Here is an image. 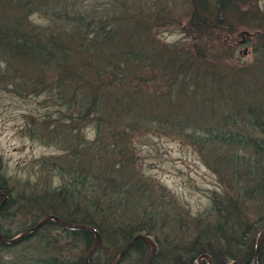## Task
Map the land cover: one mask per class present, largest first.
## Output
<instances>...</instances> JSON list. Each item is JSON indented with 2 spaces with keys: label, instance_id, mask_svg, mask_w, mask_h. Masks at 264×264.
<instances>
[{
  "label": "rangeland",
  "instance_id": "1",
  "mask_svg": "<svg viewBox=\"0 0 264 264\" xmlns=\"http://www.w3.org/2000/svg\"><path fill=\"white\" fill-rule=\"evenodd\" d=\"M193 6L188 0H0L2 27L13 28L23 37L38 40L41 44L57 43L58 48H63L67 59L63 61L56 57L55 61L44 60L39 64L21 65L9 60L10 55L0 50V189L4 190L5 187L7 195L3 194L16 201L15 207L9 208L7 213H18L13 218L7 215L2 219L0 227L4 233L14 238L29 229L19 231L32 216L36 217V207L26 204V197L41 196L49 189L68 184L75 177H90V172L120 184L124 192L121 194H125V190L129 191L128 202H137L140 210V204L143 200L146 202V199L154 205L150 209L161 207L166 218L173 217L174 214L189 218L204 214L209 209L210 197L222 191L221 176L218 174L220 171L214 161L217 154L213 153L215 148L211 150L212 144L194 140L192 136L200 135L209 139L205 131H216L217 127L210 119L191 120L180 117L187 108L189 113L195 106H202V111L206 108L203 107L205 104L202 92L201 95L195 94L194 98H191L193 95L188 97V93L179 89L181 87L177 83L184 82L185 78L191 79L186 77V73H189L186 67L188 61V68L193 69L191 72L195 74L200 66L207 70L203 69L205 75L199 71L198 73L206 76L205 85L201 82L200 86H207L209 92L212 91V81L219 85V72L216 69L220 70L222 77L231 78L233 72H237L236 68L241 67L243 70L239 72L240 78L246 74V70L250 75L253 72L255 78L261 80V74L264 73V38L259 36L264 34V0H238L237 7L241 13H248L255 19L250 20V23H257V26L262 27L260 30L246 27L243 32L228 37L227 41L221 39L223 35L219 36V30L191 23L189 17ZM101 26H108L109 31L113 29V32L126 30L123 38H126L128 46H132L137 52L145 50L148 56L165 63L164 66L158 65L156 61L147 66H136L134 62L127 60L123 63L140 75H136L139 78L126 79L124 84L120 82V85L123 84L120 89L124 88V92L128 93L123 98H133L140 105V100L144 97V94L141 97L138 95L141 90L152 104H146L143 112L137 111L132 116L139 123L128 132L124 124L127 119L125 121L121 112L117 117L120 125L112 124L116 118L115 112L111 114V111L102 109V112L95 113L97 106L79 107L82 115L79 118L76 114L79 106L76 100L78 103L81 92L78 93L79 98L75 96L72 102V98L69 99L70 96L65 92V78L62 76L60 83L59 79L57 81V69L62 65L88 71L93 75L98 73L97 79L103 81L102 85L107 80V86L111 88L113 77L108 78L106 75L115 65L112 61L116 56L111 52L119 49L127 51V48L121 45H118L119 48L114 47L123 38L112 37L108 40L110 43L98 41L96 36L99 35ZM92 40L95 43L88 49L84 44ZM104 50L111 54L103 58L101 51ZM170 65L173 68L171 70ZM132 70H129L130 75H133ZM114 75L118 76L116 72ZM180 76L183 77L182 81H179ZM239 77H235V83L221 81L224 98L215 101V105L216 108H224L220 110H223L225 117L230 112L228 109L237 111H232V115L227 116L230 117L226 124L230 125L229 128L247 136H258L256 130L246 128L239 116L234 114L243 111V108L242 111L239 108L242 103L256 100L255 95L257 99H262L264 94H255L251 82H242ZM245 77L249 75H244ZM167 81H171L170 86L165 84ZM113 92L102 88L106 97ZM228 93L231 94L227 99ZM150 94L157 106H162L161 109L155 108L156 104L151 100ZM209 95H206L207 99ZM86 96V102L92 99L90 94ZM172 96L183 99L180 101L181 106L172 105ZM164 100L168 103H164ZM168 113L171 118H167ZM151 114L158 115L148 121ZM159 115L167 120L159 118ZM213 144L221 147V153L226 152V146L215 140ZM238 150L239 154H245L242 148L238 147ZM92 182H88L87 186ZM93 184L103 186L105 182L97 179ZM76 189L83 196L86 195V186L79 185ZM3 201L4 199L0 205ZM120 210L119 215L124 210L123 206ZM130 213L135 214L136 209L131 208ZM263 231L264 229L259 232L255 241L257 247L260 236L262 237L259 249L264 242ZM152 233L155 235V232ZM160 233L156 234L157 237L163 238L164 231ZM140 234L145 235L144 232ZM58 235V230L42 229L31 241L24 242L21 238L19 242L23 243L17 246L0 239L2 243L11 245H0V264H36V260L45 253L61 258H85L95 242L94 235L93 244L86 252L82 245L68 244L69 241L64 239L57 246L40 247V239ZM148 237L154 243L156 256V237ZM100 245L101 237L96 257L103 263L111 252H105ZM150 252L151 247L149 254ZM205 255L210 258L208 254ZM203 263L208 264L204 257L197 264Z\"/></svg>",
  "mask_w": 264,
  "mask_h": 264
},
{
  "label": "trees",
  "instance_id": "2",
  "mask_svg": "<svg viewBox=\"0 0 264 264\" xmlns=\"http://www.w3.org/2000/svg\"><path fill=\"white\" fill-rule=\"evenodd\" d=\"M188 1L194 4L193 11L189 17L191 23H200L208 25L211 29L219 30L221 33L219 36L223 35L221 39H224V41H227L228 37L231 35L234 36L237 32L246 29V27L255 30H260L262 27L261 25L257 26V23H250V20H255L251 15L246 12H243V14L241 13L237 7L238 0ZM109 29L110 27L108 26H105V28L102 26L100 27L99 35L96 36L98 37V41L110 43L108 40L112 37L122 39L126 33V30L122 32H113V29L111 31H109ZM259 38H264V34H261ZM125 39L126 38H123L121 42L118 40L120 43H116L115 46L113 45L114 47L121 45L123 48H127V51H121L122 49H119L118 51L120 52H111L115 53L116 56L115 60L112 61L113 64H115L113 67L114 69L106 73L108 78L109 76L113 77L112 82L114 83L111 84V88L107 86V80L105 81L106 84L104 86L102 85L103 81L97 79L98 73L93 75L86 71L90 74L89 75L85 71L71 69L69 66L64 67L62 65H60L61 68L57 69V81L59 79L58 82L60 83V78L62 76L65 78V81L63 79V82L66 84L65 92L70 96L69 99L72 98V102H74L75 96H79L78 93L81 92L82 96H79L80 100L78 103L76 100V104L79 105L76 114H78L79 118H82L80 113V108H82V106L90 105L92 108L97 106V111L95 110V113L100 112L102 109V111H111V114L115 112L116 118L113 120L112 124L120 125L119 118L117 119V117L119 112H121L124 115L125 121L127 119V122L124 124L128 132L129 129L133 130L136 127V123H139V121H137L136 118H132V116L135 115L137 111L143 112L146 104H148V106L152 104L147 100V95L141 92V90L138 95L141 97L140 95L144 94V97L140 100V105L134 102L133 98H123L128 93L124 92V88L120 89V86L124 84L126 79L140 77L134 70L127 68V65L124 66L123 63L126 60L134 62L136 66L151 65L153 63L152 61H156L158 65H163L165 63L152 56H148L145 50H143V52L135 51L132 46H128ZM93 43L95 42L92 40L84 45L90 49ZM83 49L85 50L84 47ZM0 50L10 55L9 60H13L21 65H23L22 63L26 65L28 63L29 65L32 63L39 64L44 62V60L55 61L56 57L67 60L63 48H58L57 43L41 44L38 40L29 37L26 38L25 36L23 37L20 33L13 30V28L8 29L2 27L1 23ZM101 52L103 58L111 54L108 50L107 52L106 50ZM189 63L190 61L186 63L189 72L186 73V77H190L191 79L185 78L184 82H178L177 85H180L181 88L179 89L188 93V97L193 95L191 98H194L195 94L201 95L200 92H202L205 104L203 107L206 109L202 111V106L201 108L200 106H195L194 110L189 113V108H187V110L182 111L180 117L191 120H201V118L210 119L217 127L216 131H205L210 138L205 139L203 136L199 135L198 137L196 135L197 137H195L193 135L192 139L201 141L202 143H208V145L212 144L211 150L215 148L213 153L221 156L220 158L215 155L214 161L220 171L218 174L221 176L220 187L222 191L220 194H215L210 197V207L204 214L201 213L189 218L187 216L183 218L181 215L174 214L173 217L166 218L165 212L161 207L150 209L154 205H152L149 199H146V202H144V200L142 201L140 204L142 209L140 210L137 202L134 204L128 202L130 199L128 197L130 194L129 191L125 190V194H121L124 192H122L123 188L122 186L120 187V184L114 180L108 181L106 177L101 178L95 175L94 172H90L92 180H90L89 176L82 175L75 177L72 181L68 182V184L60 188L47 190L41 196L26 197V204H31L34 208L36 207V217L32 216L29 221L25 223V227H21L19 231L22 232L25 228L35 226L37 220L44 215H54L68 222L89 226L99 233L101 237L100 248H104L105 252H111L107 259L103 263H100L96 257L98 253L96 251L89 257L90 264H112L117 253L134 236L142 232H144L146 236H155V243L158 246L156 256H154L148 264H197V260L203 254H208L213 264H253L255 256V264H264V242L257 254L255 242L259 232L264 229V98L257 99L255 95L256 100L242 103L243 105L239 108H241V111L243 108V111L234 114L239 116V119L246 128L256 130L255 132H257L258 136H247L240 133L238 130L231 129L229 128L230 125H226L230 120V117L228 118L227 116L232 115L230 112L237 111L232 108L228 109V112H230L225 117L223 110H220L224 108H216L215 101L224 98L221 81L225 80L228 83H235V77L238 78L239 72L243 69L237 67V72H233L231 78L222 77L220 70L216 69L215 71L219 72V76L217 75L219 85L216 84V81H212L210 84L212 91L209 92L207 86H200L201 82H204V80L205 82L207 81L203 69L206 72L207 70L200 66L197 68L195 74L191 72L193 69L188 68ZM135 64H132V66ZM166 65H168L167 62ZM169 68L170 70L173 69L172 65H170ZM128 69L133 71V75H130ZM198 71L200 74L203 73L204 75H200ZM115 72L118 76L114 75ZM244 72H246L244 75H249V77L244 78V75H242L241 78L239 77V80L242 82H251L250 85L253 86L255 94L257 92L264 94V73L261 74V80H257L253 72H251V75L246 70H244ZM172 76L175 77L173 73ZM182 80L183 77L180 76L179 81ZM120 82L123 84L120 85ZM167 82H165V84L170 86L171 81ZM205 82L203 85H205ZM125 84L128 86L127 83ZM183 87L186 89H183ZM102 88H108L114 92L106 97V94L102 93ZM87 94H90L92 99L86 102L85 98H88V96H86ZM229 94L231 93L227 94V99ZM232 94L236 95V93ZM206 95H209L208 99ZM103 97L106 99H103ZM150 98L156 104L155 108L158 110L162 108L160 105L157 106V102L154 101L151 94ZM226 98L224 100H226ZM181 100L183 99L171 97L172 105L175 107L181 106ZM82 101L86 103H82ZM165 102L168 103L164 100V103ZM169 104L171 103L169 102ZM163 113H166V111ZM157 115L158 114H151L148 121L153 120ZM166 116L167 118L170 117V113ZM159 118L166 119L161 115H159ZM158 120L157 118L156 121ZM221 126H223V128ZM119 134L122 135L121 133ZM211 138L213 140H210ZM214 140L226 146L228 148H226V152L221 153L219 151L221 147L214 146ZM238 147L243 149L244 155L239 154ZM82 173L85 174L84 172ZM99 178L104 180L105 185L98 186L93 184L95 180H100ZM88 182L92 183L87 186ZM79 185L86 186L87 192L85 196L76 189ZM4 192L7 195V192ZM15 203L16 201H14V199L7 197V200L0 205V222L2 219L4 220L7 215L13 218L18 214L10 215V213H7L9 208L15 207ZM122 206L124 210L121 215H119V210ZM131 208L132 210H134V208L136 209L135 214L130 213ZM42 229L58 230L59 234L52 238L45 239L44 237L40 239V247L43 248L44 246H57L58 242L64 239L69 241L68 244L82 245L86 252L94 241L93 231L68 229L52 220H48L38 229L25 235L26 237L24 236L22 238L24 239L23 241H31V239L38 236V232ZM164 229L167 230L165 231ZM162 230L164 231L163 238L159 236L158 238L157 235L161 234L160 232ZM152 232H155V235H153ZM0 233H2L3 237L6 239L11 238L7 233L2 231L1 227ZM23 241H18L13 244H15V246L21 245ZM0 245L11 246L12 244L7 245L0 241ZM149 250L150 246L145 241L136 239L125 251L119 264H144ZM44 255L36 260V264H85L83 256L77 259H71L70 257L61 258L58 255L54 256V254L52 255L49 253H45Z\"/></svg>",
  "mask_w": 264,
  "mask_h": 264
},
{
  "label": "water",
  "instance_id": "3",
  "mask_svg": "<svg viewBox=\"0 0 264 264\" xmlns=\"http://www.w3.org/2000/svg\"><path fill=\"white\" fill-rule=\"evenodd\" d=\"M7 200V197L5 196V199L3 202H5ZM48 220H52L60 225H62L63 227L65 228H68V229H76V230H91L94 232V235H95V242H94V245L93 247L88 251V253L86 254L85 258H84V262L85 264H89V257L96 251L97 247H98V244H99V241H100V237L98 235V232L89 227V226H84V225H79V224H75V223H72V222H68V221H65L59 217H56L54 215H46L44 217H42L38 223H36L35 226L29 228L28 230L22 232L20 235H18L17 237H14V238H10V239H6L4 238L2 235H0V239H2L5 243L7 244H13L17 241H19L21 238H23L25 235L33 232L34 230L38 229L39 227H41L43 224H45ZM264 235V231L262 232V236ZM136 239H142L143 241H145L148 245H150L151 247V252L150 254L148 255L146 261L144 264H148L150 262V260L153 258L154 256V243L150 240V238L148 236H145V235H136L134 236L122 249L121 251L119 252L118 254V257L117 259L114 261L113 264H118L123 256V254L125 253V251L131 246V244L133 243V241H135ZM261 239L262 237L260 236V239L259 241L261 242ZM258 241V245L256 247V254L259 250V244L260 242ZM204 257L207 259L208 261V264H213V262L210 260V258H208L205 254H203L198 260H197V263L199 262V260ZM256 263V256L255 258L253 259V264ZM229 264H233V263H229Z\"/></svg>",
  "mask_w": 264,
  "mask_h": 264
},
{
  "label": "flooded vegetation",
  "instance_id": "4",
  "mask_svg": "<svg viewBox=\"0 0 264 264\" xmlns=\"http://www.w3.org/2000/svg\"><path fill=\"white\" fill-rule=\"evenodd\" d=\"M3 193L5 194V192H4L2 189H0V197L2 198V199L0 200V204H1L2 200L5 199V195H6V194L4 195Z\"/></svg>",
  "mask_w": 264,
  "mask_h": 264
}]
</instances>
